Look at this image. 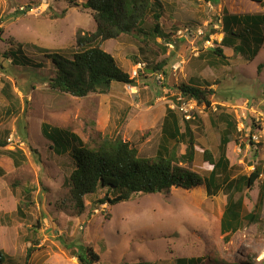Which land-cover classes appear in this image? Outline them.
I'll list each match as a JSON object with an SVG mask.
<instances>
[{
    "label": "rangeland",
    "instance_id": "rangeland-1",
    "mask_svg": "<svg viewBox=\"0 0 264 264\" xmlns=\"http://www.w3.org/2000/svg\"><path fill=\"white\" fill-rule=\"evenodd\" d=\"M86 1L0 0V139L8 143L0 149V165L8 171L0 173V247L5 264H80L77 253L86 246L100 256L94 264H178L182 258H200L199 264H264V45L252 58L221 45L224 14H264V3L160 0V23L169 36L157 38L162 47L152 42L146 46L133 33L102 42L134 83H114L108 93L76 97L50 87L54 65L39 48L71 58L78 49V30L97 28L92 10L83 6ZM153 21L147 17V25ZM212 30L217 31L206 39ZM11 37L24 45L22 52L10 44ZM217 46L228 56L224 63L208 54ZM11 51L24 63L12 61ZM159 63L162 68L154 73L142 71L144 64ZM7 82L19 101L11 103L4 96ZM184 82L214 91L212 110L197 102L193 106L199 122L192 125L196 153L191 169L207 176L210 167L203 151L218 155L225 124L216 120L214 125L210 115L233 114L240 131L234 139L238 141L227 148L233 176L263 168L255 185L242 194L244 213L255 209L263 196L258 222L244 221L226 241L220 220L230 193L208 195L204 185L136 194L115 205L100 203L105 190L98 191L85 197L86 209L79 214L66 182L73 161L55 154L42 124L68 129L84 139L95 132L121 137L140 156L154 157L167 110L175 108L183 117L182 101L176 97ZM7 149L22 150L26 161L14 167L2 152ZM185 149L182 144L180 153Z\"/></svg>",
    "mask_w": 264,
    "mask_h": 264
},
{
    "label": "trees",
    "instance_id": "trees-1",
    "mask_svg": "<svg viewBox=\"0 0 264 264\" xmlns=\"http://www.w3.org/2000/svg\"><path fill=\"white\" fill-rule=\"evenodd\" d=\"M253 1L264 3L263 0ZM83 6L92 10L97 28L94 32L78 30V49L71 58L64 53L38 47L51 58L54 65L53 75L48 78L50 87L76 97H85L91 93H108L114 83H134V78L120 67L116 58L102 48V42L115 39L121 34L133 33L147 46L150 42L156 43L158 37H169L160 23L163 15L161 1L87 0ZM148 16L154 20L151 25H147ZM222 20V46L231 48L235 54H247L248 58L258 55L264 45V14L249 16L226 13ZM216 31L212 30L206 39ZM2 32L3 28L0 27V34ZM8 40L10 44L18 47V52H22V43L16 42L12 37ZM156 44L162 47V44ZM208 54L217 56L221 63L226 62L228 58L221 46L209 49ZM9 55L14 57L12 61L24 63L15 51H11ZM38 66L41 67V64ZM161 68L162 63L151 67L146 64L142 71L154 73ZM177 90V95L183 99H193L200 106L212 110L210 95L214 91L211 88L184 82ZM2 92L11 103L19 101L18 96L11 91L10 82L4 85ZM176 103L178 105L180 102ZM220 107L217 106V111ZM196 119H185L175 108L170 107L163 119L162 141L154 157L140 156L138 150L128 141L101 132H95L88 139H84L78 133L51 127L48 123L42 124V130L51 142V149L55 154L67 155L73 161L74 169L66 182L70 187L74 209L79 214L86 209L85 197L98 191L105 190L100 203L115 205L130 200L136 194L168 193L174 186L192 190L204 185L208 195H216L221 191L230 193L220 220V230L228 241L233 233L241 229L244 221L250 224L258 222L260 218L263 196H259L255 209L244 213L242 194L246 188L255 185L263 173V168L256 166L249 175L233 176L234 166L227 156V148L240 131L234 115L221 111L219 114L215 112L210 115L214 125L216 120L225 124L217 148L218 155L215 156L209 149L203 151V158L210 167L209 174L203 176L191 169L190 164L194 161L196 153L192 129V125L199 122ZM250 142L252 143L251 140ZM7 144L5 138L0 139V147ZM182 144H186L184 153H180ZM6 153L14 159L17 166L22 164L21 160L27 159L22 150H7ZM236 192L240 194L237 199L234 197ZM29 249L28 255L31 251V248ZM77 257L80 264H94L100 260L99 254L90 246L83 247V252L77 253ZM5 261L6 254L0 247V264H5ZM200 261V258L177 260L178 264H199Z\"/></svg>",
    "mask_w": 264,
    "mask_h": 264
},
{
    "label": "built area",
    "instance_id": "built-area-1",
    "mask_svg": "<svg viewBox=\"0 0 264 264\" xmlns=\"http://www.w3.org/2000/svg\"><path fill=\"white\" fill-rule=\"evenodd\" d=\"M144 65H145V64H144ZM179 67H180V63H176V64L173 65V68H174L175 70H177ZM177 98H179V99H178L179 101H182V103H181L182 105L179 106V107H180V109H181V112H182V114H183V117H184L185 119H193V118H195L196 116L194 115L193 106H196V101L193 100V99H189V101H188V100H186V99H183V97L180 96V95H178ZM185 101H187V102H185ZM183 102H184V103H183ZM191 107H192V108H191ZM9 140L11 141L10 138H9Z\"/></svg>",
    "mask_w": 264,
    "mask_h": 264
},
{
    "label": "crops",
    "instance_id": "crops-1",
    "mask_svg": "<svg viewBox=\"0 0 264 264\" xmlns=\"http://www.w3.org/2000/svg\"><path fill=\"white\" fill-rule=\"evenodd\" d=\"M8 145V144H7ZM6 147V146H5ZM5 147H0V149H3V148H5ZM8 150V149H7ZM7 150H2V152H4V153H6V151ZM6 155V154H5ZM7 156L8 157H10L11 159H12V161H13V165H14V167H19V166H17L16 164H15V162H14V159L11 157V156H9L8 154H7ZM0 168H1V170H0V173H5L6 172V174L8 173V171H7V169L3 166V165H0Z\"/></svg>",
    "mask_w": 264,
    "mask_h": 264
},
{
    "label": "water",
    "instance_id": "water-1",
    "mask_svg": "<svg viewBox=\"0 0 264 264\" xmlns=\"http://www.w3.org/2000/svg\"><path fill=\"white\" fill-rule=\"evenodd\" d=\"M31 8V6H28V10Z\"/></svg>",
    "mask_w": 264,
    "mask_h": 264
}]
</instances>
